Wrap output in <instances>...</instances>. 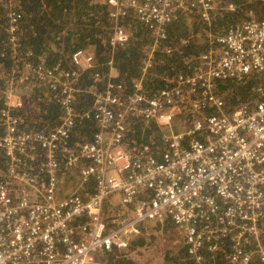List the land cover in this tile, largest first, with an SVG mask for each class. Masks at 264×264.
Returning <instances> with one entry per match:
<instances>
[{"label":"built area","instance_id":"obj_1","mask_svg":"<svg viewBox=\"0 0 264 264\" xmlns=\"http://www.w3.org/2000/svg\"><path fill=\"white\" fill-rule=\"evenodd\" d=\"M103 2L114 22L111 46L127 41L128 32L118 20L129 12L158 41L178 13L196 8L208 22L216 8L211 0ZM8 19L14 43L17 16L10 13ZM217 41L223 51L202 55L196 73L179 80L173 90L148 95L137 82L133 93L121 99L108 82L105 90L95 91L92 108L83 117L94 119L97 131L92 142L76 149H69L66 141L76 118L69 107L73 90L68 74L60 81L47 73L49 87H59L65 97L64 118L50 133L21 132L20 119L11 110L24 107V101L16 89L4 92L0 264H107L106 252H129L145 222H167L178 230L176 251L184 248L193 264H207L205 254L216 252L224 255L225 264H264L259 239L264 219V91L254 107L226 115L213 90L216 80L239 79L264 68V21L251 17ZM72 63L87 69L93 56L78 51ZM33 75L39 77V69L25 64L16 85L28 84ZM184 91L186 97L198 95L189 99V109L198 116L191 126L174 129L173 110ZM206 107L215 114L206 115ZM133 120L154 123L166 133L158 157L147 146L135 155L125 150L123 140ZM41 155L44 160L36 167ZM61 156L64 170L79 169L76 192L62 198L57 195ZM88 183L92 192L77 194ZM107 197L117 199L125 216L114 229L103 217Z\"/></svg>","mask_w":264,"mask_h":264},{"label":"trees","instance_id":"obj_2","mask_svg":"<svg viewBox=\"0 0 264 264\" xmlns=\"http://www.w3.org/2000/svg\"><path fill=\"white\" fill-rule=\"evenodd\" d=\"M211 4L216 8L208 22L201 19L196 8H191L190 12H180L167 26L165 38L158 41L129 12L118 20V25L128 32L127 41L111 46L114 22L103 1L0 0V112L6 108L4 92L9 88L16 89V93L24 101V107L11 110V114L20 119L19 130L25 133L52 132L64 118L65 97L59 87H49L51 81L47 73L52 72V79L60 81L65 79V73L69 75L73 90L69 107L76 110V118L66 140L67 146L69 149H76L92 142L97 131L96 123L94 119L84 118L83 115L92 108L94 92L105 90L108 81L114 83L115 91L121 99L133 93L137 82L141 84L142 92L148 95L161 90H173L179 80L196 73L202 55L223 51L217 41L218 37L251 16L264 21V0H211ZM10 13L17 16L14 43L11 41L14 35L9 33L8 28ZM155 41L158 47L153 49ZM78 51H85L93 56L90 68L83 69L73 65L72 56ZM146 61H149L147 68ZM28 63L34 70L39 69V77L30 76L27 78L28 84L16 85L20 71ZM12 70L18 74L11 76ZM112 70L116 76H110ZM213 90L222 100L226 115L240 107L252 108L260 101L261 91H264V68L239 79L216 80L213 82ZM187 96L184 91L178 106L173 110L177 118L175 125H181L180 129L185 124L192 123L193 115L195 119L198 116L189 109V99L197 98L198 95L191 93ZM215 112L210 107H206L204 111L206 115ZM3 133L4 128L0 125V137ZM165 136L166 133L161 132L154 123L143 125L140 121L133 120L124 137L123 147L128 153L135 155L140 148L147 146L154 157H158L165 148ZM62 159V156L57 157L60 165L57 195L61 198L72 191L70 189L64 193L61 187L67 185L70 178H74L72 175L79 170L78 167L64 170ZM36 160L38 167L41 160ZM5 162L6 158L0 152V170ZM86 187L84 185L77 194L84 196L86 192H92L91 183L86 184ZM114 199L116 198L107 197L104 200L103 217L109 229L125 222L120 205L113 204ZM260 227L259 239L264 245V219ZM140 246L142 242L137 240L131 243L129 252H106L104 258L107 264H142L130 254L133 248L135 250ZM205 259L207 264H225L224 255L218 252L206 253ZM161 264L193 262L185 249L181 248L174 254L166 253Z\"/></svg>","mask_w":264,"mask_h":264},{"label":"rangeland","instance_id":"obj_3","mask_svg":"<svg viewBox=\"0 0 264 264\" xmlns=\"http://www.w3.org/2000/svg\"><path fill=\"white\" fill-rule=\"evenodd\" d=\"M193 116L194 119L192 120V122L195 120V115ZM174 119L175 120L173 122V125L175 127V123L177 121L176 116H174ZM180 123L183 124V122ZM191 124H185V128L191 126ZM179 127H181V125H177L176 128ZM1 169H4V165ZM72 177L74 178H70V182L67 185L64 184V186L61 187L64 193L70 189L72 190V188H75L76 184L78 183V176L75 173L72 175ZM113 204L118 205L117 199H114ZM148 223L151 222H145L143 224V227L141 226L140 232L141 230L142 232L140 233L138 238L134 240L141 241L142 246L136 248L135 250L133 248V250L131 251L132 253L130 254L135 258V260H137L138 262H142V264H161V261L163 260L166 253H175L176 249L179 246L178 239L180 235L178 230H176L173 226H170L167 222L163 224L158 223V225H148Z\"/></svg>","mask_w":264,"mask_h":264},{"label":"bare ground","instance_id":"obj_4","mask_svg":"<svg viewBox=\"0 0 264 264\" xmlns=\"http://www.w3.org/2000/svg\"><path fill=\"white\" fill-rule=\"evenodd\" d=\"M73 65H75L74 63H73ZM77 67H79L78 65H76ZM109 66H111V62H109ZM18 72L16 71H14V70H12V74H11V76H15L16 74H17ZM43 74V73H42ZM110 76H116V73H115V71L114 70H112L111 72H110ZM109 82V81H108ZM261 93H262V91H261ZM2 124V121L0 122V125ZM40 160H41V162L44 160V156H39L38 157ZM77 171V170H76ZM1 172H4V169L3 170H1ZM75 174H76V172H75ZM77 176H78V178H79V173H77L76 174ZM73 190V189H72ZM76 192V188H74V190L72 191V192ZM71 192V193H72ZM78 192V191H77ZM103 205H104V201H103V204H102V209H103Z\"/></svg>","mask_w":264,"mask_h":264},{"label":"crops","instance_id":"obj_5","mask_svg":"<svg viewBox=\"0 0 264 264\" xmlns=\"http://www.w3.org/2000/svg\"><path fill=\"white\" fill-rule=\"evenodd\" d=\"M177 127V125L174 127V129H178V128H176ZM180 128V127H179ZM185 128V127H184ZM125 218V217H124ZM156 225L155 223H148V225Z\"/></svg>","mask_w":264,"mask_h":264},{"label":"water","instance_id":"obj_6","mask_svg":"<svg viewBox=\"0 0 264 264\" xmlns=\"http://www.w3.org/2000/svg\"><path fill=\"white\" fill-rule=\"evenodd\" d=\"M252 17V16H251ZM251 17H249V18H251ZM254 18V17H253Z\"/></svg>","mask_w":264,"mask_h":264}]
</instances>
